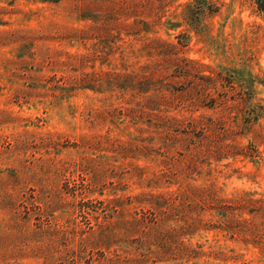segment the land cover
<instances>
[{
  "label": "rangeland",
  "instance_id": "374dc122",
  "mask_svg": "<svg viewBox=\"0 0 264 264\" xmlns=\"http://www.w3.org/2000/svg\"><path fill=\"white\" fill-rule=\"evenodd\" d=\"M0 264H264L258 0H0Z\"/></svg>",
  "mask_w": 264,
  "mask_h": 264
},
{
  "label": "trees",
  "instance_id": "16d2710c",
  "mask_svg": "<svg viewBox=\"0 0 264 264\" xmlns=\"http://www.w3.org/2000/svg\"><path fill=\"white\" fill-rule=\"evenodd\" d=\"M258 4L260 6V9L262 10V12L264 13V0H258Z\"/></svg>",
  "mask_w": 264,
  "mask_h": 264
}]
</instances>
